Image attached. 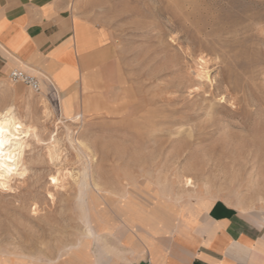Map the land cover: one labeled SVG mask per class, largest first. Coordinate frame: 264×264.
Wrapping results in <instances>:
<instances>
[{
    "label": "rangeland",
    "instance_id": "obj_1",
    "mask_svg": "<svg viewBox=\"0 0 264 264\" xmlns=\"http://www.w3.org/2000/svg\"><path fill=\"white\" fill-rule=\"evenodd\" d=\"M71 8L106 41L83 70L105 72L71 88L79 94L61 93V112L48 87H62L49 77L41 74L35 93L0 68V110L14 105L37 127L27 175L0 189V251L57 257L86 244L101 220L148 221L150 230L166 222L171 231L207 201L264 213V0H71ZM54 133L62 143L53 163L45 144Z\"/></svg>",
    "mask_w": 264,
    "mask_h": 264
},
{
    "label": "crops",
    "instance_id": "obj_2",
    "mask_svg": "<svg viewBox=\"0 0 264 264\" xmlns=\"http://www.w3.org/2000/svg\"><path fill=\"white\" fill-rule=\"evenodd\" d=\"M105 43L103 30L75 15L71 0H0V68L49 77L62 87H48L59 112L61 93L79 94L71 88L105 72L83 70L86 58ZM39 78L42 90L46 79ZM205 207L192 223L178 220L171 231L166 222L150 230L148 221L114 226L101 220L79 248L52 258L0 251V264H264V213L222 203Z\"/></svg>",
    "mask_w": 264,
    "mask_h": 264
},
{
    "label": "bare ground",
    "instance_id": "obj_3",
    "mask_svg": "<svg viewBox=\"0 0 264 264\" xmlns=\"http://www.w3.org/2000/svg\"><path fill=\"white\" fill-rule=\"evenodd\" d=\"M39 77H41V76H39ZM207 77L208 76H206V78ZM41 101L43 102L42 104L44 105V112L43 113H45V116L48 118L53 114V110L51 109V107H48V105L46 103V101H47L46 98H42ZM82 117H83V115L80 112H78L76 115H74L73 119L77 120V119H81ZM0 124H2L4 126L6 131H10L12 133V139L10 140V142L8 144L5 145V148H4V151L6 153L12 154V159L11 160H9L7 158L5 159V164L7 167L5 168V170L2 173H0V175L3 176V179H0V189L11 190V189H13L12 188V182L17 180L15 178L18 177V180H19V178H23V177L25 178V176L27 175L28 168L25 165L26 162L24 160V155H25L26 149L30 145L28 139L32 133H36L37 127L35 125H30L27 122H25V120L19 115V113H18V111L14 105H9V106L5 107L4 109L0 110ZM16 125H19L18 129H17ZM68 136L72 137V136H70V134ZM73 139L74 140H72V141L80 143V141L78 140L77 137L73 138ZM61 140L62 139L56 137V135L54 133V135H52V137L50 138V141L46 142V144H45L47 156L50 159V161L53 163L55 161H59V159H60V156H61L60 142H61ZM8 167L13 169V171L11 173H9L7 171ZM60 174L61 173L58 171L57 173L51 175L50 181L53 185H55V186L60 185V182H61V175ZM53 180H55V182H53ZM50 197H53L52 193H50ZM198 200H199V198H198ZM205 200H207V199H205ZM203 204H205V203H203ZM206 204L211 206L212 202L209 203L207 201ZM36 208H37V206H35L33 208V212L37 211ZM87 234L92 235V231L87 230Z\"/></svg>",
    "mask_w": 264,
    "mask_h": 264
},
{
    "label": "built area",
    "instance_id": "obj_4",
    "mask_svg": "<svg viewBox=\"0 0 264 264\" xmlns=\"http://www.w3.org/2000/svg\"><path fill=\"white\" fill-rule=\"evenodd\" d=\"M8 78L15 84H24L35 93L41 92V80L36 74L14 67L9 71Z\"/></svg>",
    "mask_w": 264,
    "mask_h": 264
},
{
    "label": "snow or ice",
    "instance_id": "obj_5",
    "mask_svg": "<svg viewBox=\"0 0 264 264\" xmlns=\"http://www.w3.org/2000/svg\"><path fill=\"white\" fill-rule=\"evenodd\" d=\"M17 129L19 128V125H16ZM7 137V138H6ZM12 139V133L10 131H6L4 126L0 124V173H2L5 168L7 167L5 164V159H12V154L11 153H6L4 151L5 145L10 142ZM7 171L11 173L13 171L12 168L8 167ZM0 179H3V176L0 175ZM55 182V180H53ZM191 183V181H189Z\"/></svg>",
    "mask_w": 264,
    "mask_h": 264
}]
</instances>
